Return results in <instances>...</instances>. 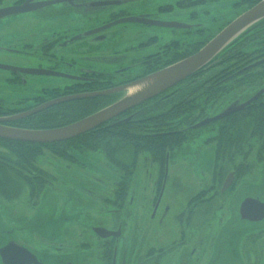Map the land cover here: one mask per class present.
<instances>
[{"label":"rangeland","instance_id":"374dc122","mask_svg":"<svg viewBox=\"0 0 264 264\" xmlns=\"http://www.w3.org/2000/svg\"><path fill=\"white\" fill-rule=\"evenodd\" d=\"M4 1L1 4L10 3V0ZM114 1L120 4L115 8H109L100 19L95 16L91 23H86L87 26L107 22L111 12L123 11L130 17H149L156 21L204 27L215 34L221 26L234 20L237 13H242L240 11L243 9L237 5L240 0H205V3H198L186 9L178 8L176 5L183 0ZM164 5H173L175 9L160 11L159 8ZM69 10L70 12L63 4L58 3L44 7L41 14L29 12L17 14L21 16L11 20L4 18L5 20L0 21V42L11 44L13 41L15 44L18 40L20 44L26 41L36 44L47 33L57 28H60L59 30L84 28L86 21L84 17L79 12ZM106 31L107 40L94 46L92 53L107 54L109 72L114 71L116 67L113 58L117 54L127 59L134 56L141 58L158 52L163 45L178 39V33L174 29L137 23L118 24ZM153 37L159 39L151 41L152 43L147 46L146 42ZM7 55L0 53V60L18 62L15 55ZM18 64L27 65L24 61ZM0 68L7 69L2 65ZM35 79L36 81H31L21 91H13L9 95L2 96L6 100V106H13L11 102L15 99L34 96L42 88H52L68 82L50 80L46 76ZM9 103L10 106L7 105ZM227 106L222 105L216 109V112L224 110ZM205 139L207 140V134L185 144L176 152L175 159L169 162V175L164 184L166 185L164 194L151 221L149 216L153 209V189L160 169L157 163H152L148 155L140 156L132 182L135 184L136 196L132 205L135 208L130 223L133 230L129 233V237L134 238V241L140 244L141 234L143 236L146 234L145 243L155 248L168 249L179 239L181 226L178 224V216L184 211L187 195L203 188L202 186L209 180L208 165L212 164L213 147L209 145L203 148ZM252 143L255 145L254 139ZM121 155L125 159L129 157L126 152H122ZM250 155H254L251 161L257 159V154ZM37 164L54 175L56 180L43 189L35 206L27 202V194H23L13 202L0 196V245L4 239L11 236L26 243L38 255H51L53 258L62 259L63 262L69 260L68 263L71 264H97L95 254L89 249L83 250L82 246L91 240L93 224L107 217V212L113 208L103 206L102 202L90 193L92 191L87 188L88 182L79 185L76 180H89L91 188L99 190L102 186L94 179L105 180V175L110 173L105 167L112 165L102 153L79 156V161H66L49 152L41 155ZM81 166L85 170L81 169ZM110 180L112 175L109 176ZM110 186H113V183ZM247 198L264 202V163L256 168L253 176L238 182L236 189L224 203L223 211L217 209L214 214L207 217L205 223H197L196 226L189 227L190 236L195 237L196 240L188 239L187 246L176 251L173 258L174 252L171 255L167 253L160 264H246L243 251L246 244L248 245L247 238L264 229V220L251 222L240 217V206ZM262 246L263 243L257 248L258 251ZM194 248L196 250L192 252ZM128 253L127 247V256ZM259 255L261 256L262 252ZM152 262L155 264V261Z\"/></svg>","mask_w":264,"mask_h":264},{"label":"trees","instance_id":"16d2710c","mask_svg":"<svg viewBox=\"0 0 264 264\" xmlns=\"http://www.w3.org/2000/svg\"><path fill=\"white\" fill-rule=\"evenodd\" d=\"M3 1L0 0V4ZM261 1L240 0L237 5L243 8L241 10L243 11ZM198 3H205V0H183L176 5L178 8L186 9ZM174 9L175 6L168 5L159 10L167 12ZM175 31L178 33V39L162 46L158 53L147 58V62L140 65L145 71L137 78L194 54L215 35L204 27L195 26L190 30ZM151 41L155 40L151 39L148 43H152ZM133 80L135 78L121 81V78L113 75L107 77V82L102 83V86L113 88ZM261 89L264 90V19L240 35L211 63L183 82L77 138L51 144L0 138V196L13 202L23 194H27V202L35 206L43 189L56 180L54 175L37 164L39 157L49 152L66 161H79L78 155L102 153L105 159L119 170L122 182L119 183L117 191L124 197L128 194L142 154L148 155L152 163L158 164L159 178L162 182L167 155L171 162L177 156L176 152L185 144L194 142L211 131L219 133L206 141L207 144L212 143L216 147L217 159L234 156V152L243 159L248 152H245V148L255 147L256 165L263 163L264 93L257 101L238 113L200 128H192L207 116L215 115L216 109L222 105L225 107L235 100H247ZM65 95L69 94L66 92L58 94L50 90L41 92L34 100L45 102ZM121 95L120 92L106 97L60 103L7 124L31 130L63 127L115 102ZM39 104L34 101L27 106L2 105L0 116L26 112ZM129 116L130 118L125 122L123 119ZM251 135L255 137V145L252 143ZM122 152L128 153L129 157L123 158ZM243 163L241 162L240 165ZM250 170L251 168L247 170L242 165L240 176L249 175ZM195 199L196 197L192 201Z\"/></svg>","mask_w":264,"mask_h":264},{"label":"flooded vegetation","instance_id":"af4514ba","mask_svg":"<svg viewBox=\"0 0 264 264\" xmlns=\"http://www.w3.org/2000/svg\"><path fill=\"white\" fill-rule=\"evenodd\" d=\"M25 1L27 0H10L9 4H6L8 1H4L6 3L0 4V8L19 6ZM50 1L60 0H35L33 2L44 3ZM61 1L62 2H60L59 5L63 4V6H65L69 12V9H71V11L79 12L84 17L86 20L84 21V28L80 30L78 28L73 30H59L60 28H57L52 30L51 33H47L44 38L36 42V44L28 41L20 44V41L18 40L15 42V44L13 41L11 44L0 42V53H3V55H15L18 60V62H7L0 60V65H2V67H9V69L6 70L0 68V106H6V100L2 98V96L9 95L13 91H21L31 81H36L35 78H39L41 76H46L50 78V80H66L68 82L63 85L54 86L52 88H42L36 95L32 97L26 96L15 99L11 102L14 104L13 106H27L34 101L36 104L45 103L46 101L40 102L39 100L36 101L34 99L40 96L41 92H49L50 90H54L58 94L66 92L69 95L105 91L110 88H103L102 83H106L107 77L113 75L117 76V78H121V81L127 78H135V80H137L139 79L137 76L139 74H143L145 71V68L140 67V65L147 62V58L160 51L159 50L158 52L152 53L145 57L136 58V56H134L129 59L125 58L124 56L120 57V55L117 54L113 58L114 61L112 60L116 67L114 71L109 72L108 64L106 62V60H108L107 54L99 53L96 55V53H92L93 47L100 45L102 43L101 41L107 40L108 33L106 28L109 24H113L120 19L130 17V15L123 11L120 13L119 11H113L109 15V21L93 26H87L86 23H91L95 16H98V19H100L102 14L106 13L109 8H115V6L120 3H117V1L114 0ZM165 6L168 5H164L163 7ZM43 10L44 8L33 13L41 14ZM18 16L21 15H16V17H9L6 19L11 20L12 18H17ZM175 30L177 29H174V31ZM158 39V37H153V40L155 41ZM150 44L151 43H148L147 46ZM76 57H79V59ZM21 61L26 62L27 65L18 64ZM22 70H31L35 72L46 71L47 74L41 75L35 73H25ZM52 72H55V74H51ZM130 82L132 81H129V83ZM125 84L126 83H123L117 86H122ZM109 101H111V99ZM7 105L10 106V103ZM205 134H207V139L214 138L216 135H219V133L215 131L206 132ZM250 138L253 140L255 137L251 135ZM206 141L207 140L205 139L203 148L209 145L213 147L212 164L208 165L209 176L207 179H209V182L207 181L206 184L202 186L203 188L200 190L198 189L199 191L196 190L194 193L190 192L187 195L188 200L184 206V211H182V214L178 216V224L181 226L180 237L178 240L173 242L168 247V249L155 248L154 246H150L145 243L147 237L146 234L144 236L141 234L140 238H142V240L140 244L134 241V238L129 237V233H131L133 230L132 226H130V223L135 208L132 207L136 196V194H134L135 184L130 185V189L126 196L123 197L121 193L119 194L117 189L119 183L122 182L121 174L118 169L112 166L105 167V169L110 172L107 174V176L105 175V180L99 179V181H97L94 179L95 182L100 183L102 186V188L99 190L91 188L89 180H76L79 185H81V183L88 182L87 188L92 191L90 193H92L94 197L102 202L103 206H106L107 208H113L107 212V217L102 220H98L93 224L91 240L85 242L82 246V249L91 250L95 254L97 264H154L152 261H155V264H160V261L164 255L167 253L171 255V253L174 252L172 254L173 258L176 251H180L182 248L187 246L189 241L188 239L196 240L195 237L190 236L189 231L191 229H189V227L196 226L197 223H205L207 217L214 214L217 209H221V211H223L224 203L229 199V196L236 189L238 182L246 177L253 176V174H255L256 168L260 165H256L255 159L251 161L254 158V155L250 154H256V149L254 147L245 148V151L247 150L248 152L247 155L243 156V159L242 157H239L237 152H234V156L221 157L217 159L216 147L212 143L207 144ZM236 150L237 149H235V151ZM241 162H244L242 165L245 169L249 170L251 168L249 175L242 177L240 176V168L242 166L240 165ZM192 163L193 162H190V164ZM81 169L85 170L82 166ZM230 174L233 175V182L228 189L222 191L223 185ZM111 175L112 180L110 181L112 182L109 181V176ZM165 180L167 179L163 178L162 182H160L159 174L158 178L155 179L152 198L153 209L149 216L150 221L152 218H154L157 208H159L157 204L161 196L160 194H164L166 186L164 185ZM111 183H113V186H110ZM160 184L161 186H159ZM201 192H203L202 195ZM195 197V201H192V199ZM191 202L193 203L192 205ZM98 228L106 229L110 235L105 237L99 235L95 231ZM11 242L19 243L22 247L28 249L35 256H37L39 263L34 264H67L69 262V260H64L65 262H63L62 259L57 257L53 258L51 255H38L35 251L31 250L26 245V243H23L17 239H13L11 236L7 237L6 240H3L0 248ZM246 242H248V245L246 244L243 251L245 263L264 264V256L262 257L264 254V246L261 247L262 249L260 251L257 249L261 243L264 244V229L259 233L250 235ZM127 247L129 248L128 256ZM195 250L196 248H194L192 252ZM260 252H262L261 256L259 255ZM13 255L15 257L24 256L19 251H16ZM15 257L12 259H15ZM16 259L18 258L16 257ZM9 261H11V259ZM20 261L22 262L21 264H23L27 263L29 259L23 257L20 259ZM0 264H3L1 256ZM10 264L15 263L10 262Z\"/></svg>","mask_w":264,"mask_h":264},{"label":"water","instance_id":"95a60500","mask_svg":"<svg viewBox=\"0 0 264 264\" xmlns=\"http://www.w3.org/2000/svg\"><path fill=\"white\" fill-rule=\"evenodd\" d=\"M35 0H27L19 6L5 7L0 9V19L12 16L15 14H22L32 12L38 9L43 8L47 5L56 4L60 1H50L44 3H34ZM264 19V0L245 11L239 15L236 19L230 22L225 26L219 33H217L206 45H204L200 50L194 54L173 63L157 72H154L150 75H147L141 79L135 80L129 84L111 88L105 91L86 93L80 95H70L65 97H60L55 100L46 102L30 111L21 113L18 115L3 117L0 118V138L11 140V141H20L28 143H38V144H51L65 142L74 138H77L91 130L98 128L106 124L107 122L117 118L118 116L138 107L145 102L161 95L162 93L173 88L177 84L183 82L200 69L207 66L213 61V59L220 54L228 45L235 41L240 35L246 32L256 23ZM122 23H140L151 26H159L163 28H189L190 26L178 22H162L150 20L145 17H126L120 19L113 24L114 26ZM109 27V26H108ZM9 69V67L5 66ZM25 73H35V74H47L44 72H35L31 70H22ZM51 74H55L52 72ZM59 75V74H57ZM122 92V96L116 102L100 109L99 111L81 119L69 125L63 127H57L52 129H40V130H31L11 127L5 125L4 123L13 122L20 120L31 115H34L46 108H49L53 105L60 103L78 100V99H88L95 98L100 96H107L115 93ZM263 91L257 93L254 97L248 101L240 104L238 101L232 103L228 106L223 112L218 114L215 117H207L203 121L197 123L192 128H200L206 125H209L213 122L227 118L235 113H238L244 110L247 106L255 102ZM128 119H125L127 122ZM168 165V164H167ZM168 172V166L166 167V174ZM233 182V175L230 174L225 181L222 191L228 189ZM160 201V199H159ZM158 201V203H159ZM158 205V204H157ZM240 217L242 220H247L251 222H258L264 220V202L257 199H245L240 206ZM99 235L105 237L109 236L110 233L103 228H98L95 230ZM16 251L21 252L24 256L13 255ZM0 256L3 264H10L13 262L15 264H21L20 259L23 257L28 258L29 261L23 264H34L39 263L37 256H35L28 249L22 247L17 242H11L6 246L0 248ZM15 259H12L14 258ZM11 259V261H9Z\"/></svg>","mask_w":264,"mask_h":264}]
</instances>
